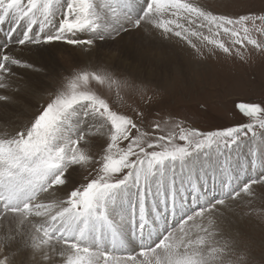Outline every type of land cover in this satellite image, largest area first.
I'll list each match as a JSON object with an SVG mask.
<instances>
[{
    "label": "snow or ice",
    "instance_id": "1",
    "mask_svg": "<svg viewBox=\"0 0 264 264\" xmlns=\"http://www.w3.org/2000/svg\"><path fill=\"white\" fill-rule=\"evenodd\" d=\"M5 24L2 104L15 69L54 75L26 53L83 59L43 85L48 98L28 124L0 134V264H249L229 225L264 187V99L234 103L246 118L234 126L202 132L157 120L149 132L142 112L115 110L89 85L146 102L160 91L109 70L113 56L128 62L119 48L95 64L88 57L98 41L142 31L247 63L249 46L264 55V12L219 14L193 0H0Z\"/></svg>",
    "mask_w": 264,
    "mask_h": 264
},
{
    "label": "rangeland",
    "instance_id": "2",
    "mask_svg": "<svg viewBox=\"0 0 264 264\" xmlns=\"http://www.w3.org/2000/svg\"><path fill=\"white\" fill-rule=\"evenodd\" d=\"M193 1L202 3L201 5H204L203 7L206 9L219 14L237 16L264 12V0ZM181 47L185 50L177 53L179 56L176 60L173 59L171 74L167 76V73H161L160 75H163L164 78L161 76L159 80L148 78L147 73L143 72L134 74L123 68L109 69L118 77L138 79L148 84L149 94H152L151 89H158L160 91L159 99L146 102V97L141 100L139 96L126 91H121L118 98L115 88L109 92L106 85L98 86L93 82L89 86L106 98L117 111L130 116L136 115L132 111L133 108L142 112V126L149 132L153 131L152 124L157 120L161 122L162 120L175 121L182 123L186 128H194L202 132L234 126L246 119L236 111L234 103L259 102L264 99V89L261 87L264 85V55L255 52L251 46L245 52V55L249 56L247 63L235 56H227L219 50L212 53L208 48H205L203 55H200L183 41H180V49ZM90 61L93 64L97 62ZM71 67L72 64L63 66L54 75L62 77L65 70H70ZM55 76L46 78L47 85H53L56 82ZM45 91L39 100H35L36 105L31 106L29 110L25 108L28 117L26 121L20 123L28 124L40 105L46 102L49 89L45 88ZM137 122L141 121L138 119ZM155 134L159 135L160 133ZM243 159V157L240 158V160ZM255 191L254 203L238 207L237 214L230 217L229 227L232 231L241 233V244L248 254L249 264H264V222H261L257 215L264 211V187L255 186ZM250 209H255L256 213L244 215ZM59 261H57L58 264Z\"/></svg>",
    "mask_w": 264,
    "mask_h": 264
},
{
    "label": "bare ground",
    "instance_id": "3",
    "mask_svg": "<svg viewBox=\"0 0 264 264\" xmlns=\"http://www.w3.org/2000/svg\"><path fill=\"white\" fill-rule=\"evenodd\" d=\"M197 4L202 7L204 6L201 5L202 3ZM1 29L2 35L0 36V44H3L6 40L5 34L8 30V25L5 24L1 26ZM21 32L22 29H18L14 35L19 37ZM97 44L98 48L88 57L89 60L99 61L101 56L109 54L110 50L115 51L119 48L126 56H128V62L122 63L119 59H116V57L113 56L112 63L116 68H123L134 74H139L140 72L147 73L148 78H154V80H159V77H163V75H160L161 73L165 72L167 73V76L168 74H171L173 70L171 67L173 59L176 60L179 56L177 53L185 50L182 49V47L180 49L179 38L173 37L171 41H168L162 40L157 36L152 39L148 38L142 31L139 34H136L135 32L132 35L124 34L123 39L119 41V44H116L113 41H98ZM139 46H142L144 50L142 56L135 55L136 48ZM25 56L33 61L43 63L46 69L54 74L63 66L72 64L74 60L80 61L83 59L81 56L67 57L58 51L51 53V58L49 54L35 56L26 53ZM15 72L14 87L6 93L11 96L12 99L6 105L0 103V134L3 132L15 133L17 129L24 125V123L20 122L27 120V110H29L31 106L36 105L35 100H39L40 96L45 91L46 87H43V85L48 84L46 78L55 76L48 74V72L37 74L31 70L23 68H17L15 69ZM33 84L41 85V87L39 90H36L30 87V85ZM241 151L240 157L236 158L238 161H243L247 157V150L242 149ZM241 157L244 159L240 160ZM56 260L58 261L60 258L56 257Z\"/></svg>",
    "mask_w": 264,
    "mask_h": 264
}]
</instances>
